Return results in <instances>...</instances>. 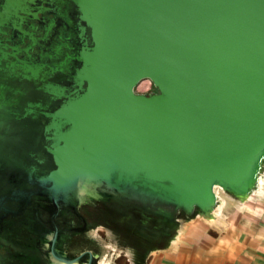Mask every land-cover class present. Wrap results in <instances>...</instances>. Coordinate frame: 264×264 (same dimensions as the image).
<instances>
[{
  "label": "water",
  "instance_id": "1",
  "mask_svg": "<svg viewBox=\"0 0 264 264\" xmlns=\"http://www.w3.org/2000/svg\"><path fill=\"white\" fill-rule=\"evenodd\" d=\"M72 1L77 66L28 112L46 120L52 167L0 207L134 203L172 213L170 237L156 233L167 248L183 222L218 224L229 201L263 198L264 0ZM144 79L158 92H137Z\"/></svg>",
  "mask_w": 264,
  "mask_h": 264
},
{
  "label": "flooded vegetation",
  "instance_id": "2",
  "mask_svg": "<svg viewBox=\"0 0 264 264\" xmlns=\"http://www.w3.org/2000/svg\"><path fill=\"white\" fill-rule=\"evenodd\" d=\"M79 30L72 0H0V197L28 191L30 175L52 167L42 129L46 120L28 112L45 110L43 83L65 84L77 66ZM155 92L152 86L144 93ZM4 203L0 264H60L61 257L78 256L76 264H151L153 252L167 246L157 231L164 228L166 237L173 232L172 213L134 203L59 208L42 196L27 204Z\"/></svg>",
  "mask_w": 264,
  "mask_h": 264
},
{
  "label": "crops",
  "instance_id": "3",
  "mask_svg": "<svg viewBox=\"0 0 264 264\" xmlns=\"http://www.w3.org/2000/svg\"><path fill=\"white\" fill-rule=\"evenodd\" d=\"M151 264H264V197L243 208L229 201L218 224L183 222Z\"/></svg>",
  "mask_w": 264,
  "mask_h": 264
},
{
  "label": "rangeland",
  "instance_id": "4",
  "mask_svg": "<svg viewBox=\"0 0 264 264\" xmlns=\"http://www.w3.org/2000/svg\"><path fill=\"white\" fill-rule=\"evenodd\" d=\"M151 87V81L149 79H144L139 82L136 86V91L140 93L147 92Z\"/></svg>",
  "mask_w": 264,
  "mask_h": 264
},
{
  "label": "trees",
  "instance_id": "5",
  "mask_svg": "<svg viewBox=\"0 0 264 264\" xmlns=\"http://www.w3.org/2000/svg\"><path fill=\"white\" fill-rule=\"evenodd\" d=\"M152 86H153L156 90H158V89L154 86V84L151 82V87H152Z\"/></svg>",
  "mask_w": 264,
  "mask_h": 264
}]
</instances>
